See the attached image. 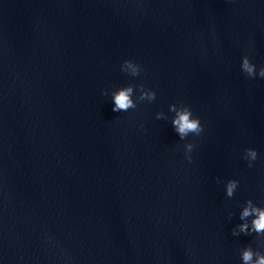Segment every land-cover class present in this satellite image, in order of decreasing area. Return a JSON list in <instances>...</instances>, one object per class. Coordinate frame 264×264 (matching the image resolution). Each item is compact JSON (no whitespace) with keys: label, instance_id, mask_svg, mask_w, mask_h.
<instances>
[{"label":"water","instance_id":"obj_1","mask_svg":"<svg viewBox=\"0 0 264 264\" xmlns=\"http://www.w3.org/2000/svg\"><path fill=\"white\" fill-rule=\"evenodd\" d=\"M244 56L264 67V0H0V264L264 253V236L231 235L245 201L264 205V78ZM128 85L156 97L113 112ZM169 105L200 135L180 140Z\"/></svg>","mask_w":264,"mask_h":264},{"label":"clouds","instance_id":"obj_2","mask_svg":"<svg viewBox=\"0 0 264 264\" xmlns=\"http://www.w3.org/2000/svg\"><path fill=\"white\" fill-rule=\"evenodd\" d=\"M240 67L241 71L249 78L254 76L264 78V67H261L257 72L255 66L250 63L247 56L241 58ZM129 70L131 71L129 72ZM121 71L132 77H136L140 74L141 68L138 64L126 60L121 64ZM136 91L139 92V95L136 97L135 101L132 99L134 93V86L132 85L119 88L115 92H112V111L115 113L126 112L130 109H135L138 102L147 101L151 103L156 97L154 91L146 90L143 85L136 86ZM101 94L107 95L108 93L102 92ZM169 111L175 114L171 120V126L180 140H184L189 134L199 136L203 131L199 119L193 116V113L187 106L180 105L178 107L176 105H169ZM155 118L157 120L167 119L163 113H157ZM193 147L194 145L191 143L184 145L185 156L189 162H191V157L187 154L193 150ZM256 158L257 152L254 149L245 150L244 159L249 161V167L252 166L251 161L256 160ZM237 187L238 181H227L225 184V195L228 198L233 197ZM249 217H252L250 222L248 219ZM239 220L241 223L232 229L231 235L238 236L243 234L245 236H250L255 234L256 236H264V205L256 206L252 200L245 201V206L239 214ZM240 259L242 264H264V253L254 251L251 246H245L240 251Z\"/></svg>","mask_w":264,"mask_h":264}]
</instances>
